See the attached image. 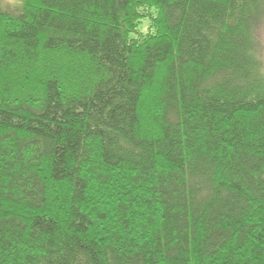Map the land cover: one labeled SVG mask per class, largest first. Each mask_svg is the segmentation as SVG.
<instances>
[{
	"label": "trees",
	"instance_id": "1",
	"mask_svg": "<svg viewBox=\"0 0 264 264\" xmlns=\"http://www.w3.org/2000/svg\"><path fill=\"white\" fill-rule=\"evenodd\" d=\"M263 27L264 0H0V264H264Z\"/></svg>",
	"mask_w": 264,
	"mask_h": 264
},
{
	"label": "rangeland",
	"instance_id": "2",
	"mask_svg": "<svg viewBox=\"0 0 264 264\" xmlns=\"http://www.w3.org/2000/svg\"><path fill=\"white\" fill-rule=\"evenodd\" d=\"M17 1L18 0H2V2H4V3H12V4L17 2ZM144 30H145V28H144ZM260 39H261L262 45L264 47V27L260 32ZM263 59H264V55H263Z\"/></svg>",
	"mask_w": 264,
	"mask_h": 264
}]
</instances>
